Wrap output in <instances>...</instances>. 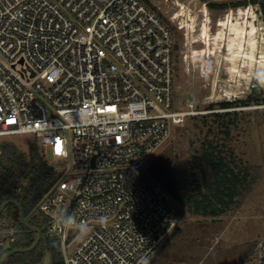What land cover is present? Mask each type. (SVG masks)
I'll use <instances>...</instances> for the list:
<instances>
[{"label":"built area","instance_id":"built-area-1","mask_svg":"<svg viewBox=\"0 0 264 264\" xmlns=\"http://www.w3.org/2000/svg\"><path fill=\"white\" fill-rule=\"evenodd\" d=\"M176 45L145 0H0V138L35 135L60 173L35 211L62 264H149L179 216L139 168L186 117L243 108L176 109ZM59 211L88 234L57 228ZM4 212L0 260L17 241ZM252 256L264 264V234Z\"/></svg>","mask_w":264,"mask_h":264},{"label":"rangeland","instance_id":"rangeland-1","mask_svg":"<svg viewBox=\"0 0 264 264\" xmlns=\"http://www.w3.org/2000/svg\"><path fill=\"white\" fill-rule=\"evenodd\" d=\"M149 1L177 29L176 109H189L187 104L192 103L193 110L205 111L211 103L245 99L264 77V24L258 6L215 10L207 3L238 0ZM250 8L251 18L247 21ZM249 54L254 55L253 61L244 57ZM252 106L238 110L241 111L239 126L228 141L235 149L238 162L250 166L256 175L250 193L238 206L217 219L179 217L181 230L172 242L159 245L160 257L156 264H237L245 254L248 259L244 264H256L252 249L264 234V109ZM208 114L190 115L175 128L191 124V116ZM196 133L185 139L182 130L174 129L167 141L139 168L141 176L150 184H158L151 181L147 167L171 148L179 153L187 150L193 144L191 141L198 145L200 137ZM3 138L14 141L24 151L37 141L33 134L12 135L0 140ZM61 162L60 158L55 160V163ZM64 165L69 170L71 158L64 161Z\"/></svg>","mask_w":264,"mask_h":264},{"label":"trees","instance_id":"trees-1","mask_svg":"<svg viewBox=\"0 0 264 264\" xmlns=\"http://www.w3.org/2000/svg\"><path fill=\"white\" fill-rule=\"evenodd\" d=\"M145 1L176 34L177 29L169 23L159 9L149 0ZM207 5L215 10L259 5L264 24V0L209 2ZM247 13V21H250L251 8L247 9ZM254 21L257 19L254 18ZM178 52L179 44L177 43V55ZM244 57L249 58L250 61L255 59L253 54ZM262 103H264V87L257 83L245 99L211 103L207 109H229ZM240 112L228 110L191 116L193 121L191 124L184 128L177 127L175 130H182L185 139H188L194 131L197 132L196 135L200 137L199 144L195 145L191 141L193 144L190 143L187 150L183 149L179 153H175L171 148L147 167L151 181L168 191L171 196L170 206L182 219H217L238 206L256 182V175L252 173V168L238 162L234 147L228 143L232 139V131L239 126ZM201 135L204 137L202 138ZM59 177L60 173L46 160L37 141L32 142L28 150L24 151L10 139L0 140V207L6 201L17 200L21 203L29 223L42 231V239L34 250L15 253L6 259L5 264H40L46 252H49L51 256L50 264H62L59 237L46 235L47 219L35 211ZM4 213L17 225V241L13 244V248L32 246L37 234L22 224L18 207L9 204ZM180 230V225H177L162 243L172 242ZM158 251L149 264L157 263L160 257ZM247 259L245 254L237 264H244Z\"/></svg>","mask_w":264,"mask_h":264},{"label":"water","instance_id":"water-1","mask_svg":"<svg viewBox=\"0 0 264 264\" xmlns=\"http://www.w3.org/2000/svg\"><path fill=\"white\" fill-rule=\"evenodd\" d=\"M9 204H14L18 207L19 214H20V220H21L22 224L26 228H28L29 230L35 232L37 234V238H36L35 242L33 243V245L28 247V248H15V249H12V250L8 251L7 253H5L0 260V264H5L6 259L15 253H25V252H30V251L34 250L38 246V244L40 243V241L42 239V231L39 228H37V227H35L29 223L28 218L24 215V209H23L21 203L18 202L17 200L6 201L0 207V212L3 211ZM50 262H51L50 253L46 252L44 259L40 264H50Z\"/></svg>","mask_w":264,"mask_h":264},{"label":"clouds","instance_id":"clouds-1","mask_svg":"<svg viewBox=\"0 0 264 264\" xmlns=\"http://www.w3.org/2000/svg\"><path fill=\"white\" fill-rule=\"evenodd\" d=\"M259 84L261 87H264V77L259 79ZM54 225L57 228L76 230L81 235H87L90 231V226L83 222H78L75 215L68 214L66 211H59L53 217ZM100 224L107 223L106 217H101L99 219Z\"/></svg>","mask_w":264,"mask_h":264},{"label":"snow or ice","instance_id":"snow-or-ice-1","mask_svg":"<svg viewBox=\"0 0 264 264\" xmlns=\"http://www.w3.org/2000/svg\"><path fill=\"white\" fill-rule=\"evenodd\" d=\"M8 123H9V124H12V123H14V121L9 120ZM56 151H57V153L60 152V147H59V145H57V149H56Z\"/></svg>","mask_w":264,"mask_h":264}]
</instances>
